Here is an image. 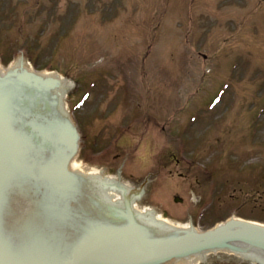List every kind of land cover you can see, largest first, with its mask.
Segmentation results:
<instances>
[{"label": "rangeland", "instance_id": "374dc122", "mask_svg": "<svg viewBox=\"0 0 264 264\" xmlns=\"http://www.w3.org/2000/svg\"><path fill=\"white\" fill-rule=\"evenodd\" d=\"M37 1L0 0V51L8 56H2L3 66L13 62L22 47L28 52L26 60L35 66L66 63L63 74L78 79L82 91L89 80L98 78L89 89L90 100L111 88L123 90L122 104L137 106L140 96L139 117L149 113L150 119L158 113L157 121L150 119L144 126L148 130L141 138L144 148L158 128L168 125L173 131L191 127L187 137L195 131L214 143L199 164L213 176L208 196L217 197L220 204H207L208 220L202 219L201 227L231 214L257 220L263 216L251 199L264 195V111H259L264 108V0H42L41 5ZM52 4L54 13L39 15L45 22L37 21L35 12L46 11ZM111 7L122 8L120 14L115 16ZM2 12L14 16L6 20ZM87 13L92 14L91 21L84 18ZM109 14L115 21L105 27ZM43 27L46 32L41 36ZM8 34L19 36L5 44ZM57 34L73 38L68 37L60 53L52 57L49 48ZM47 43L51 46L45 49ZM6 45H12L14 52ZM89 70L91 76L99 70L98 75L85 79L83 74ZM224 80L232 81L229 90L207 113L202 104ZM113 94L112 90L106 95ZM103 104L109 108L110 103ZM187 104L195 112L202 107L204 120L191 125ZM123 113L118 110L114 117ZM254 116L259 120L251 124ZM250 131L255 143L248 140ZM183 137L181 133L173 136L177 144ZM193 170L198 173L197 164Z\"/></svg>", "mask_w": 264, "mask_h": 264}, {"label": "water", "instance_id": "95a60500", "mask_svg": "<svg viewBox=\"0 0 264 264\" xmlns=\"http://www.w3.org/2000/svg\"><path fill=\"white\" fill-rule=\"evenodd\" d=\"M10 83V79L7 76H0V177H6L11 174L10 178L7 179L8 181H12L18 177L20 173L19 167L15 164L16 157L12 153V148L16 146V141L10 136L9 117L5 113V108L7 105V92L9 90ZM2 167L11 168L12 172L1 169ZM10 220L15 222L13 217H11ZM6 225L7 221L3 219L0 222V264H48V260H50V257L52 259V256H47L46 253L56 254L54 247H45V249L42 248L43 251L38 254L32 250L30 252L27 251L20 242L24 238H28V231H21L20 235L6 234L3 232L6 229ZM230 227H235V231L239 236V239L237 240L234 247L227 242L236 240L237 238H233L231 240L226 239L225 244H220L223 242L224 232L228 231L227 229ZM120 232L122 236H127L128 238L133 239V237H136L131 233L128 227H122ZM217 237L219 238L216 239ZM30 238L33 239V237ZM148 240L149 242H153L159 246L158 253L154 251L150 254V263L159 264L162 262V264H165L169 262L167 258L174 257L173 260L175 261L188 259L192 256L201 255V253L210 251L211 249L217 247L219 248L226 246L228 249H235L240 252H244L246 250L248 251L252 248L264 249V229L251 224L234 223L227 227H222L215 231L199 235L193 233L179 235L174 233L170 236L159 238L156 241L155 237L150 236ZM37 244L41 245L39 242H37ZM41 247L43 246L41 245ZM43 252L45 254H42ZM140 252L141 249L139 250V253ZM103 256V254H99L95 258H88L86 256L87 259L93 260L91 262L85 261L83 259H72L70 264H106L110 261H97V259H100ZM116 256L117 258L114 257L113 259L114 264L137 263L135 254L122 255L118 250H116ZM46 257L49 259H46Z\"/></svg>", "mask_w": 264, "mask_h": 264}]
</instances>
